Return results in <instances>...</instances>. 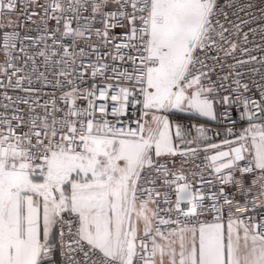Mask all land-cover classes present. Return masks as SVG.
I'll use <instances>...</instances> for the list:
<instances>
[{"label":"snow or ice","instance_id":"6c2138e0","mask_svg":"<svg viewBox=\"0 0 264 264\" xmlns=\"http://www.w3.org/2000/svg\"><path fill=\"white\" fill-rule=\"evenodd\" d=\"M255 7L0 0V264H264ZM236 172L260 205L245 181L237 210Z\"/></svg>","mask_w":264,"mask_h":264},{"label":"built area","instance_id":"2783aa9c","mask_svg":"<svg viewBox=\"0 0 264 264\" xmlns=\"http://www.w3.org/2000/svg\"><path fill=\"white\" fill-rule=\"evenodd\" d=\"M221 2H223V0H221ZM238 3H240V4L252 3V4H254L256 6L254 9H246V11L254 12L256 14L257 18H256L255 21L244 25V27H243L244 31H247L249 28H255L257 24L264 23V21L259 19V11H258L261 8V6H262V0H238ZM236 15L240 16L241 19H248V17L244 16V14L242 12H238L237 11ZM230 18L235 21V17L230 16ZM23 31H24V29H21V32H23ZM0 33H2V30H0ZM32 34L35 35V33H32ZM241 35H242V33H241ZM260 43H261L260 34L258 32L255 33V34H251L250 33L248 45H243V46H249L250 47L252 44H260ZM0 44H2V34H0ZM252 54L253 55H258L260 53L258 51H254ZM0 59H2V54H0ZM252 66L253 65H247L246 67H252ZM245 79L247 80V79H249V77L246 76ZM256 79L259 80V77L257 76ZM251 91L257 97H259V91L254 86H251ZM233 115L236 116L235 110L233 112ZM178 121L181 122L182 124H184L187 127H190L192 123H196V124H201L202 123V122H199V121H196V120H190V119H179ZM203 124H205L206 126H209L211 128V131H209L208 134L210 136L214 137L213 140H219V139L225 138L224 128H225L226 122L220 123V124L215 123V126H211V125L206 124V123H203ZM243 126H246V124L244 122H241V121L237 120V124H236V129L235 130L238 132ZM217 130L220 131V136L219 137L215 136V132ZM194 134L195 133L193 132V135ZM191 138L192 137L189 136V139H191ZM234 179H235V187L233 189L230 186L228 188V191L229 192H233L234 191L235 194H236V199H235L234 203L236 204L237 210L243 212L248 207L246 204H242L241 203L242 197L239 195V193L244 189V186H245L244 182L245 181L248 182V186L252 189V192L254 194L253 195L254 203L256 205H260L262 198L259 195V187L260 186H259V182L256 179V174L253 173V174L241 175V173L236 172L235 175H234ZM250 215H252L254 217L255 216L264 215V209H259L258 208V210L256 212H252V213H250Z\"/></svg>","mask_w":264,"mask_h":264},{"label":"crops","instance_id":"0c3cea01","mask_svg":"<svg viewBox=\"0 0 264 264\" xmlns=\"http://www.w3.org/2000/svg\"><path fill=\"white\" fill-rule=\"evenodd\" d=\"M172 119L174 121H178L179 119H190V120H196V121H199V122H202V123H206V124H209L211 126H215V123L216 122H210L206 119H203V118H196V117H193L189 114H186V113H176ZM211 142L215 143V142H218V140H212Z\"/></svg>","mask_w":264,"mask_h":264}]
</instances>
